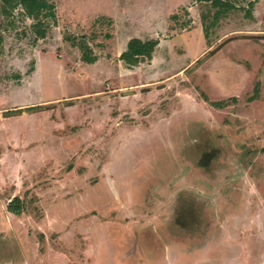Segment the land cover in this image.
I'll use <instances>...</instances> for the list:
<instances>
[{
    "label": "rangeland",
    "instance_id": "obj_1",
    "mask_svg": "<svg viewBox=\"0 0 264 264\" xmlns=\"http://www.w3.org/2000/svg\"><path fill=\"white\" fill-rule=\"evenodd\" d=\"M48 1L0 10V264H264V0Z\"/></svg>",
    "mask_w": 264,
    "mask_h": 264
},
{
    "label": "trees",
    "instance_id": "obj_2",
    "mask_svg": "<svg viewBox=\"0 0 264 264\" xmlns=\"http://www.w3.org/2000/svg\"><path fill=\"white\" fill-rule=\"evenodd\" d=\"M200 3H211L217 5L216 0H197ZM253 4V3H252ZM21 6L24 13L32 20L38 28L45 27L48 19H55V8L48 0H0V10L4 7L15 8ZM202 20H207L206 15H202ZM205 35H208V27H204ZM40 35L45 34V30L39 31ZM158 41L147 40L142 41L138 38L131 39L127 44V50L120 55L126 66H137L140 62L151 60ZM18 198L11 200L6 209L10 214L20 215L21 211L15 202H19ZM16 204V206H14Z\"/></svg>",
    "mask_w": 264,
    "mask_h": 264
},
{
    "label": "crops",
    "instance_id": "obj_3",
    "mask_svg": "<svg viewBox=\"0 0 264 264\" xmlns=\"http://www.w3.org/2000/svg\"><path fill=\"white\" fill-rule=\"evenodd\" d=\"M157 47V46H156ZM122 54V53H121ZM150 62H153V58L150 60ZM15 198H18V197H15ZM14 199V198H13ZM19 199V198H18Z\"/></svg>",
    "mask_w": 264,
    "mask_h": 264
},
{
    "label": "water",
    "instance_id": "obj_4",
    "mask_svg": "<svg viewBox=\"0 0 264 264\" xmlns=\"http://www.w3.org/2000/svg\"><path fill=\"white\" fill-rule=\"evenodd\" d=\"M213 53H215V52H213Z\"/></svg>",
    "mask_w": 264,
    "mask_h": 264
}]
</instances>
